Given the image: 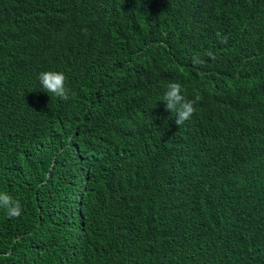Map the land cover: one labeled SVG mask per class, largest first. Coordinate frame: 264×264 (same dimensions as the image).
Wrapping results in <instances>:
<instances>
[{"label": "trees", "instance_id": "1", "mask_svg": "<svg viewBox=\"0 0 264 264\" xmlns=\"http://www.w3.org/2000/svg\"><path fill=\"white\" fill-rule=\"evenodd\" d=\"M0 191V264H264V0H0Z\"/></svg>", "mask_w": 264, "mask_h": 264}, {"label": "clouds", "instance_id": "2", "mask_svg": "<svg viewBox=\"0 0 264 264\" xmlns=\"http://www.w3.org/2000/svg\"><path fill=\"white\" fill-rule=\"evenodd\" d=\"M221 42L227 43V37H224ZM207 55L213 56V53L209 51ZM193 63L202 64L203 61L198 57H194ZM38 79L41 88L52 97L55 96L67 101L74 98L76 95L75 92H71V90L66 87L65 82L67 77L63 71H42L39 73ZM163 101L166 103V110L175 114L176 124L182 126L196 111L195 105L198 102V98L188 99L187 92L182 88V85L179 82H171L167 86ZM0 209H3L9 218H17L23 212V205L19 199L9 194L7 191H0Z\"/></svg>", "mask_w": 264, "mask_h": 264}]
</instances>
